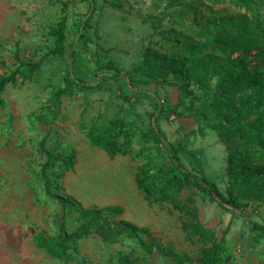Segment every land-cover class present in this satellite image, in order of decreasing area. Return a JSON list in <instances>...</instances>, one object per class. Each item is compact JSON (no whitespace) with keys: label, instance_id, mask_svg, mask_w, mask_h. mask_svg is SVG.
Wrapping results in <instances>:
<instances>
[{"label":"rangeland","instance_id":"1","mask_svg":"<svg viewBox=\"0 0 264 264\" xmlns=\"http://www.w3.org/2000/svg\"><path fill=\"white\" fill-rule=\"evenodd\" d=\"M89 9L86 0H0V78L18 68V58L43 59L32 74L19 67L0 93V264H177L164 256L173 254L183 264H201L202 250L221 238L230 257L222 264H264V232L250 222L264 221V174H252L264 169V96L246 84L221 88L215 65H196L207 54L228 55L215 44L218 28L206 21L224 11L259 19L264 29V0H100L91 28L81 30ZM63 19L65 53L51 56V32ZM168 63L181 66V73L161 72ZM70 75L100 88L72 85L57 109L54 95ZM151 76H166L177 88L158 85L154 91ZM129 79L137 91L128 88ZM115 119L119 152L111 156L91 144L89 132ZM154 120L173 149L152 135ZM44 137L56 159L46 171L50 190L68 199L64 205L44 190L45 157L38 147ZM166 151L176 153L185 170L207 177L226 199L233 197L239 212L228 205L225 210L198 188L180 192L177 210L170 201L146 198L135 176L141 166L150 177L165 169ZM254 199L260 207L252 211ZM93 210L100 220L67 243L62 258L34 244L35 237L80 231L89 220L83 211ZM117 221L150 236L112 228ZM196 223L207 231L206 246L184 228ZM140 239L155 241L151 254Z\"/></svg>","mask_w":264,"mask_h":264},{"label":"trees","instance_id":"2","mask_svg":"<svg viewBox=\"0 0 264 264\" xmlns=\"http://www.w3.org/2000/svg\"><path fill=\"white\" fill-rule=\"evenodd\" d=\"M89 3L90 9L85 19L82 22L81 30H88L91 28V20L93 13L95 11V4L100 0H86ZM207 27L218 28L217 37L215 39V44L219 45L224 52L227 50L228 55L224 58H214L213 55L207 54L196 65L197 67L208 69L215 65L218 75L221 76L222 81L220 82L221 88L225 86H235L239 89L243 84L251 85L257 89L264 96V29L259 19L252 20L247 15L238 14L230 15L224 11H219L216 17L210 18L206 21ZM65 20L63 19L58 26L52 30L51 37L54 42L53 48L48 52L51 56L60 57L65 53ZM90 39H86L84 47H87ZM190 49L194 50L195 46L190 45ZM236 55L235 57H232ZM70 56L73 58L74 53L71 52ZM157 59V58H156ZM19 62V67H26L28 69V74H32L35 70H40L42 66L43 59L40 58L37 62H25L17 59ZM166 67V68H165ZM18 68L10 73L8 77L0 78V93L3 91L4 86L7 82L13 81L15 76L18 74ZM165 71L170 73H181V66H176L173 63H168L167 66H161V72ZM159 71V73H161ZM151 81L148 83L154 91L158 85L167 87H176L174 83L166 80V76H151ZM128 88L137 91L135 82L131 79L128 80ZM75 85L81 91H91L94 88H100L99 83H94L92 81L85 82L83 80L75 78L73 75L68 76L63 89H58L54 95L56 108H59L61 104L60 98L63 96H69V91ZM1 102V100H0ZM264 108V100L260 108ZM161 105L156 106V117L160 119L162 114ZM166 112H172L177 114L176 110L172 107L165 109ZM180 117V116H178ZM156 119V120H157ZM154 120L151 124V132L157 141H161L166 145V147L174 148L171 144L167 143L165 138L162 137V132L155 123ZM117 120H113L104 127L101 131L98 129H91L89 132V139L93 146L105 150L109 155L113 156L119 152L117 140ZM48 137H44L38 143L39 150L45 157L44 163L41 165L40 175L43 181V186L45 193L51 199H55L61 205L68 202V199L53 195L50 190V182L47 178L46 171L51 168V165L56 159L53 157L52 153L45 148V143ZM167 152V151H166ZM189 154V153H188ZM167 155L170 159L165 169L160 168L153 177L148 175V171L145 167L141 166L139 171L135 176V183L137 188L144 194L146 198H159L161 201H170L174 209H179L178 195L184 189L198 188L203 192L210 201L216 202L220 207L225 208L228 205L234 208V212H239V207L233 197L226 199L217 189L216 185L212 183L202 174H195L185 170L181 167L179 159L176 153H169ZM61 161V160H60ZM65 168L71 167V162L62 160ZM257 169V170H256ZM252 174L254 177H259L264 174V169L256 168ZM250 173V172H249ZM251 210L254 211L260 207V201L254 199L250 203ZM114 214L119 215L121 209L118 207H113L110 209ZM84 216L88 217L89 220L85 227L81 228L80 231L72 234L58 233L55 239H45L43 237H35L34 244L38 248L44 249L49 255L54 258H62L67 250V243L73 240L79 239L89 232V226L95 225L100 220L99 212L93 211H83ZM249 213V212H248ZM247 213V214H248ZM252 213H249L251 215ZM254 230H260L264 232V221L255 220L250 221ZM104 226H109L106 221H103ZM185 229L189 228L192 234L197 235L203 246L207 244V231L199 223L196 224H185ZM124 228L130 235L137 236V233H143L146 237H149V233L146 229H139L134 225L126 221H117L112 223V228ZM223 238L220 242H215L210 249L204 248L201 253L199 262L201 264H222L227 263L230 259L229 255L226 253V249L223 244ZM147 243L145 240H139L140 247L147 253H152L153 244ZM160 253L162 251H159ZM170 257L177 264H183V260H180L177 255H164Z\"/></svg>","mask_w":264,"mask_h":264}]
</instances>
